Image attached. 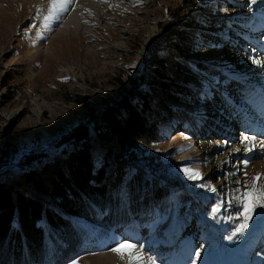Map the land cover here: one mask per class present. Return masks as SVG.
Here are the masks:
<instances>
[{"label": "rangeland", "instance_id": "obj_1", "mask_svg": "<svg viewBox=\"0 0 264 264\" xmlns=\"http://www.w3.org/2000/svg\"><path fill=\"white\" fill-rule=\"evenodd\" d=\"M77 3L74 0L71 11ZM103 4L97 11L101 15L87 16L88 25L75 29L72 24L66 30L62 25L67 20L45 19L49 0H0V183L32 194L22 176L33 170L39 174L47 164L61 165L72 150V144L62 145L61 140L85 124L88 154L94 170L105 166L106 184L112 182L115 170L132 167L148 182V200L153 199L150 182L155 179L165 188L186 192L200 206L192 209L191 203L184 202L169 207L173 199L168 198L165 215L152 206L142 211V221L134 217L104 230L94 224L82 242L87 252L64 264H106L105 256L111 260L108 264H122L111 251L119 241L142 249L146 263L152 257L155 264H264V215L257 214L264 209H257L244 234L232 240L227 237L243 222L235 219V208H221L215 216L211 211L257 173L264 183V148L259 143L264 140V68L251 59H264V0H201V9L185 0H106ZM194 16L205 25L197 31L188 27V36H183L180 30ZM233 24L257 36L247 37L238 54L211 44L182 59L204 64L222 77L210 78L198 71L190 77L171 67V61H179L177 44H193L200 50L201 31L228 40L232 30L222 26ZM158 60L168 70L164 80L185 85L192 97L180 96V101L166 97L157 82ZM229 82L240 90L236 100L220 92V86ZM138 90L147 93L151 110L162 120L157 127L162 139L138 142L153 164L118 159L117 141L101 142L91 127L94 121L99 123V110ZM215 95L220 98L218 105ZM78 101L93 105L94 112ZM204 128L209 133L201 137ZM242 134L256 137L251 152L243 150ZM185 167L198 170L203 180H188L181 171ZM203 183L217 192L198 186ZM98 185H104V180ZM126 187H121L120 195L127 199ZM100 219L107 222V214L101 213ZM78 224L87 226L80 219ZM113 233L117 236L108 246Z\"/></svg>", "mask_w": 264, "mask_h": 264}, {"label": "trees", "instance_id": "obj_2", "mask_svg": "<svg viewBox=\"0 0 264 264\" xmlns=\"http://www.w3.org/2000/svg\"><path fill=\"white\" fill-rule=\"evenodd\" d=\"M185 3L194 9L202 6L201 0H185ZM227 9L231 13L235 12L232 6H227ZM234 20L238 22L237 19ZM185 23L186 27L180 31L186 37L188 27L197 31L195 28L205 25L196 16ZM222 27L232 30L228 31L231 34L228 40L201 31L199 36L203 48L200 50H196L193 44L186 43L182 46L177 44L175 49L181 61H171V67L190 77L194 76V71L210 78L222 77L204 64L182 61L183 58L198 55V51L209 48L207 45L211 44L219 45L222 49L229 48L232 53L238 54L245 45L247 37H257L252 35L250 30H245L237 24ZM158 63L157 65L161 66H158L156 71L157 82L160 90L166 93V97L174 101H180V96L192 97L185 85L173 81L166 82L164 79L168 77V70L163 69L164 61L158 60ZM220 92L233 100L240 95L237 86L230 82L220 86ZM135 96L138 99L132 104L131 100ZM213 98L215 105H218L217 99H220L218 95ZM78 103L90 112H94L93 105L88 102L78 101ZM97 117L99 123L96 124L94 121L91 127L101 142H110L112 139L117 141L118 159L130 163L148 160V163L153 164L146 158L144 149L138 142L143 138L148 141L162 139L157 130L159 121L162 120L157 112L151 110L145 91H131L128 98H122L112 106H105L99 110ZM208 133L205 128L200 132L201 137ZM88 136V126L79 125L61 140L62 145H75V148L70 146L72 150L67 153L65 160L60 161L61 165L59 162L47 164L43 166L44 170L43 168L40 170L41 175L33 170L27 172L29 175L22 176L23 182L32 194L25 193L17 187H10L8 183H0V264H49L50 262L64 264L87 252L82 242L89 236L90 227L94 224L104 230L112 229L121 222L126 224L134 217L142 221L145 219L141 214L142 211L152 206L158 207L165 215L168 198L173 199L169 207L180 206L184 202L191 203L192 209L200 206L198 203L195 204L194 199L186 192L165 188L155 179L150 182L153 199L148 200L145 197L148 182H144L140 172L132 167L115 170L110 176L112 182L106 184L105 166L97 170L93 168L88 154ZM102 179L104 185L99 186ZM125 180L128 181L126 185H124ZM44 181L47 184H44ZM121 187H126L127 199L120 195ZM37 196L49 199L53 204H43ZM101 213L107 214V222L100 219ZM78 219L83 220L87 226H80ZM189 235L190 232L188 237Z\"/></svg>", "mask_w": 264, "mask_h": 264}, {"label": "snow or ice", "instance_id": "obj_3", "mask_svg": "<svg viewBox=\"0 0 264 264\" xmlns=\"http://www.w3.org/2000/svg\"><path fill=\"white\" fill-rule=\"evenodd\" d=\"M256 0H253L255 3ZM73 3V0H49L48 5V16L45 19H50L55 17L60 18V15L69 10V5ZM252 63L264 68V59L251 58ZM256 140L255 136L243 135L240 140V144L244 146L245 152H251V144ZM260 146L264 148V140L260 141ZM241 149H236L240 151ZM242 163L247 166L248 161L244 160ZM181 171L184 173L188 180H203L201 173L196 169L182 168ZM261 173H257L252 177L251 182L243 183L237 181L238 184H242L241 187H237L234 191L228 193L223 201H218V203L212 208V214L217 215L221 208L225 210L235 208L236 220L242 218V223L237 224L235 230L231 235L227 237L228 240H232L236 236H242L245 229L248 227V221L252 218L253 213H256L257 209H264V183L259 182ZM199 187L206 188L212 193H216L217 189L210 184L203 183L199 184ZM258 215H264V212L257 213ZM229 219H233L229 216ZM111 251L116 253L121 260H127V264H145V257L142 249H138L135 244L127 241H119L115 247L111 248ZM196 258L200 256L199 252L195 253ZM72 264H76L75 261ZM147 264H155L152 257L147 258Z\"/></svg>", "mask_w": 264, "mask_h": 264}, {"label": "bare ground", "instance_id": "obj_4", "mask_svg": "<svg viewBox=\"0 0 264 264\" xmlns=\"http://www.w3.org/2000/svg\"><path fill=\"white\" fill-rule=\"evenodd\" d=\"M105 1L106 0H78V3L75 6L74 10L71 11V6L74 4V0H73V3L71 5H69V10L67 11L66 15L65 16H64V14L60 15L62 20H67V21H65V23H63L62 28L68 30L71 27V25L73 24L74 28L78 29L81 26L88 25V20L86 19V18H88L87 16L95 15L94 18H97L98 14H99L97 11L102 9V7L104 8V4L103 3ZM111 4H112V2H111ZM101 14H99V15H101ZM67 15H68V17H66ZM142 230L144 231L143 228H142ZM140 231H141V228H140ZM140 231L138 233H136V237L137 238H139V236L142 233V231L141 232ZM113 235H114V233H113ZM116 236L117 235L115 234L111 239L107 240L106 244L109 246L112 242L114 243V239H115ZM128 237H130V236H128ZM110 257L112 258V253H110ZM108 258H109V256H108ZM108 258L106 256L104 257V260H105L106 264L111 262V260L108 259ZM122 262H123L122 264H127V260L126 259L123 260ZM85 264H90V263L86 261ZM145 264H147L146 260H145Z\"/></svg>", "mask_w": 264, "mask_h": 264}]
</instances>
